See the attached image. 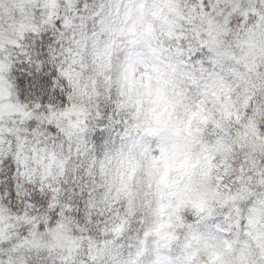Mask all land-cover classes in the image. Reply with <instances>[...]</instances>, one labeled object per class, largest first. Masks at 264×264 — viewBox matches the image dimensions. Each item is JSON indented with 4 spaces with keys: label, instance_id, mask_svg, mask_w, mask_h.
Here are the masks:
<instances>
[{
    "label": "clouds",
    "instance_id": "clouds-1",
    "mask_svg": "<svg viewBox=\"0 0 264 264\" xmlns=\"http://www.w3.org/2000/svg\"><path fill=\"white\" fill-rule=\"evenodd\" d=\"M58 19L40 107L21 60ZM9 156L0 264H264V0H0Z\"/></svg>",
    "mask_w": 264,
    "mask_h": 264
},
{
    "label": "snow or ice",
    "instance_id": "snow-or-ice-1",
    "mask_svg": "<svg viewBox=\"0 0 264 264\" xmlns=\"http://www.w3.org/2000/svg\"><path fill=\"white\" fill-rule=\"evenodd\" d=\"M208 0H204L207 4ZM73 20L83 21V16L69 17V23ZM64 22L61 19L56 20L53 31L42 33L34 41L32 45V53H29V58L25 63L21 60V68L25 71L19 76L18 84L21 88V98L25 96L33 101H38L39 106L54 105L57 101H63L64 97L61 94L62 81L59 79L56 66L52 63L54 59L53 46L59 48L62 40L58 37L62 35ZM59 30V31H57ZM196 55H199L197 53ZM50 131L55 129L50 128ZM7 172V187L8 196L15 201L18 197L20 183L14 180L13 173L17 171L16 165L13 163L12 157L0 160V177H3ZM27 187V185H25ZM4 194V184L0 183V196ZM25 198H28L27 196ZM31 199L35 202L42 203L41 191L34 190Z\"/></svg>",
    "mask_w": 264,
    "mask_h": 264
}]
</instances>
